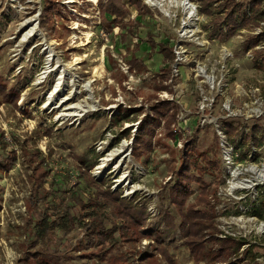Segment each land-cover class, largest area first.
Here are the masks:
<instances>
[{"label": "rangeland", "instance_id": "rangeland-1", "mask_svg": "<svg viewBox=\"0 0 264 264\" xmlns=\"http://www.w3.org/2000/svg\"><path fill=\"white\" fill-rule=\"evenodd\" d=\"M50 1L55 8L46 15L45 0H0V82L7 93L18 97L16 103L14 98L7 102L0 94V154L6 158L16 153L12 169L0 173V264H22L26 253L34 251L30 243L38 230L27 225L32 166L45 162L47 189L52 184L55 189L62 188L66 199L67 191L82 193L87 202L94 198L95 191L81 178L85 175L83 159L93 165L85 171L94 180L107 181L106 187L120 193L121 198L137 199L147 207L140 241L122 243L117 238L106 247L113 250L109 262H101L97 249L82 246L86 236L80 226L90 220L72 211L75 216L67 220L66 226L69 234L59 232L53 243L38 244L36 250L61 256L64 264H140L142 255L148 252L156 255L159 264H196L179 229L178 209L170 198L177 176L174 170L180 169L183 158V142L167 135L166 121L161 119V127L151 138V148L143 152L139 149L135 156L140 123L154 114L152 106L163 103L177 106L170 131L197 142L198 164L204 168L193 171L201 182H192L185 210L197 203L207 186L217 230L206 232V240L226 236L246 239L255 246V258L240 264H264V232L260 231L263 221L251 215L264 196V180L255 176L256 170H264V140L256 146L243 141L254 125L264 128V51L254 50L251 58L245 49L251 39H259L257 45L264 42V34H250L264 19L242 28L249 32L244 40L235 37L239 30L228 39L211 38L213 18L201 13L202 0H189L198 8L194 18L190 17L191 10L187 14L188 3L184 4V0L172 2L178 9H171L168 0H142L152 12L147 17H141L129 5L130 0H123L131 11L125 22L138 25L130 33L117 25L108 32L103 26L99 0ZM232 1L244 3V13L251 16L254 0ZM261 10L264 12V0ZM197 30L201 33L195 34ZM150 37L172 48L176 61L166 62L158 48L154 51L148 43ZM227 50L234 58L228 62L230 75L221 82L227 75L222 67ZM132 58L139 59L142 69H130ZM49 67L53 72L42 79ZM169 68L170 80L163 82L159 73ZM210 78L216 81L214 85ZM163 85L170 89L160 90ZM66 99L65 107L59 109ZM66 107L73 109L64 111ZM124 112L129 118L123 119ZM68 114L81 117L78 121L77 117L66 118ZM226 123L235 129L232 138L227 135ZM122 146L126 159L95 175L103 159ZM206 153L211 162H219L218 167L205 162ZM252 166L255 168L248 174ZM237 174L241 180H257L258 186L248 191H230L238 181ZM205 208L208 209H198ZM89 209L92 211L93 206ZM106 213H110L108 207ZM169 213L177 227L168 239L172 243L168 248L172 262L160 254L158 243L148 236L157 227L165 228L164 216ZM51 218L61 223L57 215ZM116 222L119 226L128 224ZM217 251L218 247L209 243L206 259L200 264H211L210 254Z\"/></svg>", "mask_w": 264, "mask_h": 264}, {"label": "trees", "instance_id": "trees-1", "mask_svg": "<svg viewBox=\"0 0 264 264\" xmlns=\"http://www.w3.org/2000/svg\"><path fill=\"white\" fill-rule=\"evenodd\" d=\"M218 3V6L214 5ZM262 0H254L251 2V16L247 17L244 13V3H236L232 0H202L201 1V13L205 16L212 17L213 30L211 32V38L228 39L233 36L236 31L246 28L251 25L258 24L264 19V12L261 10ZM53 4L50 0H45V14L51 15V11L55 7H51ZM129 5L134 7L141 17H147L152 12L142 0H130ZM55 6V3H54ZM100 10L103 16V26L110 32L113 25H117L120 30L128 29L127 33L133 32L132 27L138 25L137 22L129 21L125 22V18L131 11L126 7L123 0H99ZM108 16L111 19H108ZM224 27L227 31H224ZM149 39L148 43L150 47L155 50L158 48V52L164 57L166 62H173L175 60L174 50L169 48L167 44L156 43L152 38ZM259 39H251L246 45L247 51L253 49L258 44ZM139 59L132 58L129 61L130 69L139 67ZM141 64V63H140ZM143 66V65H142ZM172 73V68L163 69L160 71L159 76L163 79V82L170 80L167 76ZM169 84V83H168ZM171 85V84H170ZM0 82V94H3L10 102L14 98V102L18 101V97L10 92L7 93L6 89L2 87ZM169 90V85H163L160 90ZM177 106L173 103H163L161 105L152 106L154 114L147 116L140 123L139 135L137 136V147L135 156L139 152H143L146 149L151 148V138L155 135V130L161 127V119L166 121L167 135L174 141L179 139L183 142L184 148L181 149L183 152V158L180 169L174 173L177 175L175 184L170 188V198L172 204L178 209L180 215L179 229L183 236L186 238L185 245L191 251L195 258V263L200 264L206 259V248L209 243H213L218 247L217 252H212L209 257L211 264H240L248 259H254V248L252 243L248 242L243 238H234L226 236L219 240H206V232H216L214 221L215 208L209 199V189L207 186L203 187V190L197 198V203L191 205L185 210L186 203L192 194L191 184L192 182H201L198 177H195L193 171L204 169L198 164V145L193 139H183L178 136L177 132L170 131V125L176 119L175 110ZM170 114L168 117L166 114ZM123 119L129 118L125 112L122 114ZM225 130L227 135L232 138L235 129L232 125L226 123ZM251 133L243 137V141L246 143L252 142L255 146L264 140V128L262 125H254L250 130ZM234 142V141H233ZM1 148V146H0ZM204 160L206 163L215 164L219 166V162L213 163L210 160L209 154H204ZM16 153L10 154L8 157H3L0 154V173L7 172L12 169L15 165ZM85 163V167L82 169L85 175H81V178H85L88 182V186L94 189V198L87 202L82 197V193H72L67 191L68 197L66 199L62 188L58 187L55 189L53 184L49 189L46 188V182L48 181L49 175L43 171L44 161L32 166L34 175L29 176V182L32 186V193L28 200L27 210L30 214V219L27 221V225L30 226L31 230H38L35 240L30 243V248L25 258L22 260V264H64L62 257L57 255H48L44 249H37L38 244L41 243H53L54 237L59 232L63 235H68L67 220H71L72 211L80 213L83 218L90 220L89 222L81 223V230H83L84 236H86V242L83 241L82 246L89 249H97V258L104 263H108L111 258V251L107 247L108 243H113L118 238L122 243H134L141 239L140 231L144 228L147 220V207L137 202V199H125L121 198L120 193L113 192L108 185L107 181L97 182L91 175H88L85 168L90 169L93 165H89L88 161L83 159L81 161ZM213 166V165H212ZM221 174V171H220ZM58 186V185H56ZM85 193V191L83 189ZM75 195V196H74ZM75 200L73 203H71ZM89 206H93V210L89 209ZM205 206V211H200L199 207ZM97 207V209H96ZM106 207L110 209V213H106ZM78 209V210H77ZM54 213L51 214L50 212ZM63 211V213L61 212ZM61 213V215H60ZM51 214V215H50ZM61 220V223L57 224L51 216H55ZM251 215L260 221L264 222V196L259 200V204L253 208ZM72 216V217H71ZM56 218V217H53ZM92 219V220H91ZM54 220V221H51ZM116 221H121L124 224L119 226ZM108 222V224H107ZM57 224V225H56ZM164 229L157 227L148 236L156 243H158V250L162 256L165 257L169 262H172L168 248L172 243H168V239L171 236V232L177 229L176 222L173 216L169 213L164 216ZM63 227V228H61ZM42 237L40 240H37ZM65 258V256H63ZM132 264V263H126ZM140 264H159V260L156 255L152 253H144L140 260Z\"/></svg>", "mask_w": 264, "mask_h": 264}, {"label": "bare ground", "instance_id": "bare-ground-1", "mask_svg": "<svg viewBox=\"0 0 264 264\" xmlns=\"http://www.w3.org/2000/svg\"><path fill=\"white\" fill-rule=\"evenodd\" d=\"M154 1H157L158 2V0H154ZM185 2H187L188 4H186V11H187V14H189L190 12L188 11V10H191V14H190V17L192 18H194V15L196 14V16H198V13H196L195 12V10L193 9V6L191 5V3L190 2H188V1H183V3L185 4ZM153 3V2H152ZM156 3V2H155ZM154 3V4H155ZM161 3V2H160ZM178 3H179V1H178ZM182 4V3H181ZM177 5V4H176ZM180 5V4H179ZM155 6L156 7H161V5L160 4H155ZM184 6V5H183ZM177 8V7H176ZM164 10V9H163ZM197 18V17H196ZM188 19L190 20V18H189V16H188ZM191 32V31H190ZM187 33H189V31L187 32ZM31 34V33H30ZM34 34V32L32 31V35ZM190 34V33H189ZM51 67H49V68H47V71H45L44 73H43V76H42V79H43V77L44 76H46V75H48V74H50V73H52L53 72V70H51L50 69ZM57 88H58V86H57ZM67 101H68V99H66V100H64V101H62L61 102V105L58 107L59 109H63L64 107H65V104L67 103ZM51 105V104H50ZM52 106V105H51ZM73 108H65V110L64 111H69V110H72ZM66 118H68V117H77L78 118V121H79V119H80V114L78 115V114H68L67 116H65ZM124 146H122L121 147V149H117V151H114L113 153H109L108 154V156L105 158V159H103V161H102V165L95 171V175H97L98 176V174H100L101 172H103L107 167H109V166H111V164H114V165H116V166H118L121 162H122V160L123 159H126L125 158V151H124ZM115 161H116V163H115ZM113 166V165H112ZM255 168V166H252L248 171H247V173L248 174H250V173H252L253 172V169ZM240 176H241V174H240ZM256 178L258 179V178H260V179H262V180H264V170H256ZM236 177H238L237 178V182H235V184H233L231 187H230V191H248V190H252V189H255L257 186H258V184L256 183L257 182V180H241L240 178H239V175L237 174V176ZM260 231H262V232H264V227L262 226L261 227V229H260Z\"/></svg>", "mask_w": 264, "mask_h": 264}, {"label": "built area", "instance_id": "built-area-1", "mask_svg": "<svg viewBox=\"0 0 264 264\" xmlns=\"http://www.w3.org/2000/svg\"><path fill=\"white\" fill-rule=\"evenodd\" d=\"M173 1H179V0H168V2H169V5H171V9H178V8H180V7H177V8H174L173 6ZM185 1V0H184ZM186 1H188V2H190L189 0H186ZM235 1H239V0H235ZM191 3V2H190ZM191 5L193 6V9L195 10V12L196 13H198V8H197V6H195L193 3H191ZM182 9V8H181ZM183 10V9H182ZM183 14H185V16H186V18H187V14H186V12L183 10ZM199 14V13H198ZM188 32V31H187ZM201 32L199 31V30H197V32H195V34H200ZM247 33H249L247 30H244V29H240L238 32H237V34H236V36L235 37H237L238 39H240V40H244L245 38L244 37H246L245 35L247 34ZM187 33H184V35H186ZM194 34V35H195ZM252 36H260V35H262V34H264V21L263 22H261L260 23V27H258L257 29H255L254 31H251V33H250ZM190 35V34H189ZM194 35H192V36H194ZM207 44H210V42L209 41H207L206 42ZM254 50H256V51H264V42H261L259 45H257L255 48H253V49H251V50H249L248 52H247V56L248 57H251V58H254V55H253V52H254ZM229 51L227 50V51H225V54H224V58L222 59L223 61H222V67H223V71L224 72H227V75H225V77H223L222 79H221V82H224L225 81V78L226 77H228L229 75H230V70L228 69V62H229V60H231V59H233L234 58V54L233 53H228ZM175 61H176V59H175ZM207 74V73H206ZM214 78V77H213ZM211 79V78H210ZM211 82L213 83V85L216 83V81L213 79H211ZM214 88V87H213ZM255 92H259V89H256V91ZM165 95V97L166 98H168V94H166V93H164ZM173 100V99H172ZM222 144H223V142H222ZM182 148H183V145H182ZM261 226H263L264 227V222H262L261 223Z\"/></svg>", "mask_w": 264, "mask_h": 264}]
</instances>
